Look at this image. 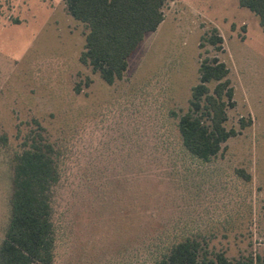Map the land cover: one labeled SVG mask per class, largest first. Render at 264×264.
Wrapping results in <instances>:
<instances>
[{
	"label": "rangeland",
	"instance_id": "1",
	"mask_svg": "<svg viewBox=\"0 0 264 264\" xmlns=\"http://www.w3.org/2000/svg\"><path fill=\"white\" fill-rule=\"evenodd\" d=\"M162 12L109 86L79 63L87 30L62 0H0V242L10 161L40 134L60 171L53 264H156L186 238L209 257L264 264V31L237 0H166ZM213 28L220 51L205 41ZM213 58L229 70L224 126L236 136L203 162L177 123Z\"/></svg>",
	"mask_w": 264,
	"mask_h": 264
},
{
	"label": "trees",
	"instance_id": "2",
	"mask_svg": "<svg viewBox=\"0 0 264 264\" xmlns=\"http://www.w3.org/2000/svg\"><path fill=\"white\" fill-rule=\"evenodd\" d=\"M67 14L87 30L78 61L89 67L107 85L123 78L127 60L147 33L154 32L163 21L166 0H62ZM238 5L258 18L264 31V0H237ZM205 41L220 51L222 38L211 29ZM202 43L199 44V48ZM224 63L202 59L198 67V84L191 90L189 109L178 119L177 130L182 148L190 156L208 162L221 145L236 136L227 130L226 110L233 106V88ZM214 83L212 89L208 84ZM89 84V80L85 81ZM79 92V86L75 87ZM250 120H240L241 128ZM42 130L41 127H39ZM0 144L6 137L0 136ZM9 217L0 242V264H53L55 231L53 194L60 179L56 154L40 134L15 154L11 161ZM246 181L250 176L235 171ZM264 222V211L261 214ZM156 264H253L230 262L222 253L209 257L199 243L186 238L171 244ZM259 264V263H258ZM262 264V263H261Z\"/></svg>",
	"mask_w": 264,
	"mask_h": 264
}]
</instances>
